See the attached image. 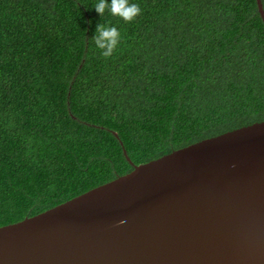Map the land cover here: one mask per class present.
Listing matches in <instances>:
<instances>
[{
    "label": "trees",
    "instance_id": "obj_1",
    "mask_svg": "<svg viewBox=\"0 0 264 264\" xmlns=\"http://www.w3.org/2000/svg\"><path fill=\"white\" fill-rule=\"evenodd\" d=\"M97 2L0 0V226L264 120L256 0H129L130 23ZM98 23L121 33L108 58Z\"/></svg>",
    "mask_w": 264,
    "mask_h": 264
},
{
    "label": "water",
    "instance_id": "obj_2",
    "mask_svg": "<svg viewBox=\"0 0 264 264\" xmlns=\"http://www.w3.org/2000/svg\"><path fill=\"white\" fill-rule=\"evenodd\" d=\"M0 264H264V120L1 225Z\"/></svg>",
    "mask_w": 264,
    "mask_h": 264
},
{
    "label": "clouds",
    "instance_id": "obj_3",
    "mask_svg": "<svg viewBox=\"0 0 264 264\" xmlns=\"http://www.w3.org/2000/svg\"><path fill=\"white\" fill-rule=\"evenodd\" d=\"M94 9L100 16H103L105 10H107L112 16L119 17L129 23L140 15L142 11L138 4L130 3L129 0H110V2L109 0H98L94 5ZM91 38L96 48L101 50V55L104 58H108L116 51L120 43L121 33L115 26H105L98 23Z\"/></svg>",
    "mask_w": 264,
    "mask_h": 264
}]
</instances>
